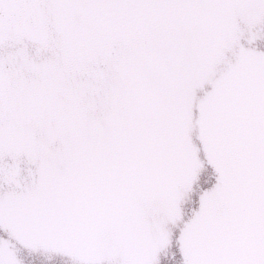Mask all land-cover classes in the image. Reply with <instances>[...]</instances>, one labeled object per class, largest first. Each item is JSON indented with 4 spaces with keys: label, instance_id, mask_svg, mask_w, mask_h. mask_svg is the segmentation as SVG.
I'll return each instance as SVG.
<instances>
[{
    "label": "water",
    "instance_id": "95a60500",
    "mask_svg": "<svg viewBox=\"0 0 264 264\" xmlns=\"http://www.w3.org/2000/svg\"><path fill=\"white\" fill-rule=\"evenodd\" d=\"M71 4L58 0L61 55L74 68L107 47L110 35L123 41L116 60L84 68L97 77L96 89L111 75L105 124L99 112L88 114L94 99L80 102L76 92L65 100L52 89L35 100L27 94L18 113L42 119L40 125L0 128L1 146L44 153L34 195L18 201L46 199L66 212L73 190L78 224L89 206L99 207L92 193L101 191L108 229L147 234L144 203L167 201L176 185L191 183L201 150L215 175L181 229L185 264H264V50L239 46L231 60H220L237 14L257 18L264 0H87L82 9L91 22L75 27L63 15ZM23 6L15 17L26 16L24 28L32 31L33 0ZM194 82L208 84L192 122L199 145L188 133ZM132 242L124 237V247Z\"/></svg>",
    "mask_w": 264,
    "mask_h": 264
},
{
    "label": "flooded vegetation",
    "instance_id": "af4514ba",
    "mask_svg": "<svg viewBox=\"0 0 264 264\" xmlns=\"http://www.w3.org/2000/svg\"><path fill=\"white\" fill-rule=\"evenodd\" d=\"M86 1L72 0L71 6L63 11L72 27L83 22L90 24L82 9ZM33 3L35 16L29 20L35 29L31 31L24 28L26 16L21 20L15 17L20 8L26 7L25 0H0V128L40 125L42 119L36 120L30 114L22 116L18 109L27 100V94L35 100L40 91L48 89L54 90L55 98L63 100L69 91L76 92L80 102L94 99L88 114L99 112L98 120L105 124L102 118L108 107L105 84L111 75L100 77L96 89L97 77H92L84 68L92 62L104 66V62L116 60L123 48L121 36L110 35L108 48L95 49L83 66L74 68L73 62L61 55L58 0H33ZM124 21L123 17L119 18L118 26ZM236 23L233 41L223 47L222 61L231 60L239 46L264 50V10L254 19L245 12L242 17L237 14ZM222 61L216 68L223 65ZM44 65L53 69L44 71ZM62 66L67 69L56 70ZM206 89L207 83L194 94L190 105L194 115L196 100ZM38 136L36 132L35 137ZM42 155L39 149L13 150L0 145V264H185L181 229L197 208L199 194L214 182L215 175L201 150L202 163L196 168L191 183L176 185L167 201L156 197L144 203L141 223L147 234H114L108 229L101 191L92 193L95 198L100 197L99 207L89 206L88 216L78 224L74 219L73 190L68 194L71 205L66 212L48 205L46 199L18 201L28 191L34 195ZM124 237L133 241L132 248L124 247Z\"/></svg>",
    "mask_w": 264,
    "mask_h": 264
},
{
    "label": "rangeland",
    "instance_id": "374dc122",
    "mask_svg": "<svg viewBox=\"0 0 264 264\" xmlns=\"http://www.w3.org/2000/svg\"><path fill=\"white\" fill-rule=\"evenodd\" d=\"M112 60H114V59L108 60L107 62H110ZM216 66H217V64L215 65V67ZM204 85H205L204 82H200V83L199 82H197V83L194 82V85H193V88H192V92L190 94L191 95V99H194V94L197 92V88H203ZM188 96H189V94H188ZM189 101H190V99H189ZM191 101H194V100H191ZM189 109H190V115L192 117V120L190 121V125L188 127V133H190V135L192 136V139H191L192 143L199 145V143H198V141H197V139L195 138V135H194V128H193V123H192L193 120H194V109L191 108V107H189ZM198 181H199V179H198Z\"/></svg>",
    "mask_w": 264,
    "mask_h": 264
}]
</instances>
